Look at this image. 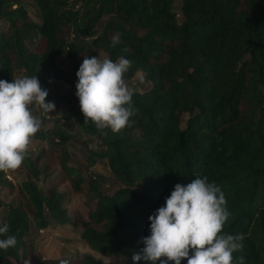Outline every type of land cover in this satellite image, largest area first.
<instances>
[{
    "label": "trees",
    "instance_id": "obj_1",
    "mask_svg": "<svg viewBox=\"0 0 264 264\" xmlns=\"http://www.w3.org/2000/svg\"><path fill=\"white\" fill-rule=\"evenodd\" d=\"M30 1L39 23L25 0H0V114L12 109L10 132L18 117H56L55 102L66 115L14 132L25 181L13 185L0 163V264H26L39 231L66 228L107 259L83 253L71 264H264V0ZM99 52L112 72L94 70ZM119 73H141L142 90L115 99L111 127L96 108L110 107L106 83ZM83 137L95 147L81 141L80 166L101 159L108 178L70 165L68 142ZM31 139L51 149L34 154ZM51 159L60 173L49 180L40 168ZM107 179L119 184L112 194L100 190ZM62 181L76 209L63 206Z\"/></svg>",
    "mask_w": 264,
    "mask_h": 264
},
{
    "label": "rangeland",
    "instance_id": "obj_2",
    "mask_svg": "<svg viewBox=\"0 0 264 264\" xmlns=\"http://www.w3.org/2000/svg\"><path fill=\"white\" fill-rule=\"evenodd\" d=\"M24 6L27 9L28 15L29 17L35 21L36 23H39V17H38V12L35 9V7L33 6L32 2L30 0H25L24 2ZM175 13H177L178 17L177 19L180 21L181 20V16L179 14V8H178V4L175 5L174 8ZM40 48V46L35 47V50H38ZM93 61V65L96 66V68H94V70H98L99 67H104L102 68L103 71L107 70L108 72H112V67L107 66V61H108V57L106 54H104L103 52H99L98 54V58H96V60H92ZM59 65L60 67L66 69V70H70L72 68V64L69 62V60L66 58L65 55H63L60 59H59ZM121 72V71H120ZM20 75L21 72H17L15 74V79L19 80L20 79ZM141 77V73H137L135 75V77L131 80H126L125 77L122 75V73H119L117 75V80L113 81L110 80L109 82L106 83V88L108 90L107 92V99L110 100L111 105L110 107L106 110L102 105H99L96 110L98 111L99 114L102 115V121L101 123H103L104 121L107 123V125H110L111 127H115L116 126V111L118 110V105L116 104L117 102L115 101V99H119L122 98L124 96V94L128 91H138L140 92L142 89L138 87L137 81L138 79ZM56 88L58 90V92L60 94H67L68 93V89L69 86L63 82H58L56 83ZM6 94V86L3 83H0V102L2 101V96H4ZM3 104H5L3 102ZM1 107H4L5 105H3ZM1 105V104H0ZM57 116L53 117V118H48L47 116L44 118V120H42V118H38L41 117L40 116H36L35 120L30 119V117H21V118H17L14 122H16V125L13 128V132H10L7 130L8 126L13 123V114H12V109L11 108H7L5 107L6 113L4 114H0V134H5L4 138L0 137V163H3L4 166V170L5 173L8 177V180L11 181V183L13 185H19L20 183H22L23 181H25L27 179V172H26V167L25 165L20 161V159L13 157V155L11 154V148L14 147L15 145V141H14V132L17 129H20L24 126H31L32 128L35 129H48L50 127H52V125L57 121V120H62V117H64L66 115V110L64 108V106H59V104L57 102H55V104L53 105ZM33 111H37L38 108L36 106V104L31 106ZM185 119L186 117H184L183 121H182V126L185 123ZM9 132V133H7ZM71 135L73 136L75 133L73 132V130L71 129L70 131ZM81 141H86L89 143V148H93L95 147V143H91L89 141V138L87 137H83V138H79V140H70L68 142L67 145V150L69 152L70 157L72 158V161L70 162V165L74 166L76 169L80 170L81 169V175L84 177H87L89 174L92 177H97V176H105V177H109V171L107 169V166L105 164V162L101 159H99L101 156L100 154H97V158L99 159L96 164L94 165V167L90 168L89 171H84V169L80 166L81 164H83V156L81 154L80 148H81ZM29 149L31 152H33L34 154H38L40 152V150L42 149H47L50 150L51 147L49 144L47 143H43L40 141H36V140H29ZM50 147V148H49ZM47 170L44 171V166H42L40 168L41 172H42V177L44 178V176L51 174V176H49V180H52L53 178H55L57 176L58 173H60V168L58 167L57 161H55L54 159L49 160L48 162V166H47ZM46 180H42L40 182V186H42L44 189H48V179L45 178ZM63 184H61L58 188L57 191H59V193L63 194V206L72 210V209H76V204L78 203V201L76 200L75 203V194L72 195V191L70 186L66 185V182L62 181ZM65 183V184H64ZM104 185L103 187L100 189L101 191L105 192V193H109L112 194L115 190L118 189L119 184L115 183L114 180L112 181V179H107L104 181ZM7 188H2L0 187V197H8V193L6 191ZM5 197V198H6ZM14 198V195H11V197H9V201L12 200ZM83 201L85 202L87 199V196H85V194L82 196ZM82 206V205H81ZM83 212V214H85V212L87 211V207H83L80 208ZM6 216V212L4 210V208H0V220H3L4 217ZM43 232L39 231L37 236H41ZM49 234H53V232H48ZM80 235H81V229H75V230H71L69 228L63 229V230H56L55 232V237H59V238H66L69 239L68 242H65L67 249H69V251H66L65 248L62 250H58L61 254L60 259L61 260H65L63 262V264H71L72 261H75V259L83 253H90L93 254L95 257L103 259L105 262H107V259L102 258L100 255H98L97 253H92L89 248L87 247V245L80 239ZM38 264L39 261L37 262H33V264Z\"/></svg>",
    "mask_w": 264,
    "mask_h": 264
},
{
    "label": "crops",
    "instance_id": "obj_3",
    "mask_svg": "<svg viewBox=\"0 0 264 264\" xmlns=\"http://www.w3.org/2000/svg\"><path fill=\"white\" fill-rule=\"evenodd\" d=\"M48 232L44 234L42 233L43 235H41V237L36 241L39 242L37 249H35L36 252L28 257L26 264H33V262L37 261L41 262L46 260H59L61 254L58 250L63 251L65 248L66 251H69L64 242L55 236H50ZM39 247L40 250H38Z\"/></svg>",
    "mask_w": 264,
    "mask_h": 264
},
{
    "label": "water",
    "instance_id": "obj_4",
    "mask_svg": "<svg viewBox=\"0 0 264 264\" xmlns=\"http://www.w3.org/2000/svg\"><path fill=\"white\" fill-rule=\"evenodd\" d=\"M39 242L35 243V249H37Z\"/></svg>",
    "mask_w": 264,
    "mask_h": 264
}]
</instances>
